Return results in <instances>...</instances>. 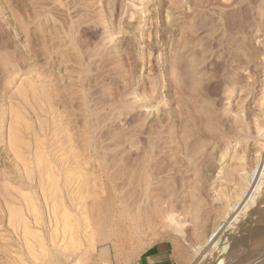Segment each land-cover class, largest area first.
<instances>
[{
  "label": "rangeland",
  "instance_id": "obj_1",
  "mask_svg": "<svg viewBox=\"0 0 264 264\" xmlns=\"http://www.w3.org/2000/svg\"><path fill=\"white\" fill-rule=\"evenodd\" d=\"M9 57L17 75L11 85L5 65ZM30 70L29 80L20 84ZM29 84L51 92L59 109L57 121L49 104L41 103L43 93L37 99L28 92ZM1 116L6 121L0 138V179L6 176L0 191V264H138L158 244L171 248L176 264H195V251L179 233L164 222L140 231L139 214L127 224L121 245L115 214L119 205L128 214L133 202L151 196L159 211L176 209L196 246L205 244L223 223L229 195L223 191L231 190L228 199L235 200V192L246 184L243 176L264 157V0H0ZM12 134L18 135L15 144ZM67 153L76 154L72 156L77 160L71 156L75 163ZM34 154L45 157L47 164L40 159L42 165L50 164L51 170L55 166V181L49 177L54 182H37L33 165L40 157ZM231 167L243 172L236 177ZM27 172L37 179L27 180ZM146 177L151 187L142 182ZM79 179H86L85 187ZM22 187L27 193L35 191L34 198L22 197ZM34 207L42 218L36 231L45 245H35L31 258L18 220ZM67 214L80 223L76 248L59 243ZM248 215L225 229L229 234L223 231L220 247L223 240L244 237ZM205 248L210 250L207 255L212 252V264H219V258L227 264L220 248Z\"/></svg>",
  "mask_w": 264,
  "mask_h": 264
},
{
  "label": "bare ground",
  "instance_id": "obj_2",
  "mask_svg": "<svg viewBox=\"0 0 264 264\" xmlns=\"http://www.w3.org/2000/svg\"><path fill=\"white\" fill-rule=\"evenodd\" d=\"M54 3V2H53ZM55 4V3H54ZM56 5V4H55ZM46 16V15H45ZM48 18V17H47ZM65 30H67L66 28H65ZM74 42V41H73ZM64 44V43H63ZM63 44H62V46H63ZM67 44V43H66ZM81 46V45H80ZM63 47H66V46H63ZM82 47V46H81ZM72 48V47H71ZM78 48V47H77ZM87 48V47H86ZM91 48V47H90ZM90 48H89V50H90ZM61 49V48H60ZM63 52V51H62ZM90 52V51H89ZM68 54H70L69 52H67ZM71 55V54H70ZM89 55V54H88ZM3 56V55H2ZM29 56V55H28ZM66 56V55H65ZM64 56V57H65ZM73 56H75L74 54H73ZM77 56V55H76ZM32 57V56H31ZM63 57V56H62ZM87 58V57H86ZM89 59V58H88ZM8 62H6V67H7V71H8V73L10 74V77L9 78H11L10 79V84L9 85H11V84H13L14 82H15V78H17L16 76V69H15V67H14V65L10 62V57L8 58ZM64 60H65V58H64ZM4 61H6V60H4ZM26 61V60H25ZM32 61V60H31ZM66 61V60H65ZM73 61V60H72ZM81 62V61H80ZM28 63V62H27ZM78 64H80L79 62H78ZM32 66V65H31ZM36 66V65H35ZM34 66V67H35ZM71 68H72V66H71ZM15 69V70H14ZM73 70V69H72ZM71 70V71H72ZM34 70H30L27 74H28V76L26 77V76H24L23 78H21L22 79V82L20 83V84H24V83H26L28 80H29V74H31L32 72H33ZM80 71V70H79ZM73 72V71H72ZM86 72V71H85ZM84 72V73H85ZM77 73V72H76ZM80 73V72H79ZM74 74V73H73ZM65 75V74H64ZM77 76H79V75H77ZM69 77V76H68ZM73 77V76H72ZM9 78H8V80H9ZM52 78V77H51ZM56 78H57V76H56ZM59 78H60V76H59ZM72 79V78H71ZM82 80V79H81ZM31 82H32V80H31ZM29 83V82H28ZM47 83V82H46ZM35 84V83H34ZM49 84H51V83H49ZM58 84V83H57ZM8 85V86H9ZM36 85V84H35ZM29 86V89H27L28 90V92L30 91V93H33V95H35L34 97H41V95H42V93H43V96L41 97V98H43L44 99V101L43 102H41V103H44V102H46V103H48L49 104V110H50V114L53 116V119H56V118H58L57 117V114H58V111H59V109H58V107L56 106V104H54V102H52L53 101V98L54 97H52L51 96V92H49V91H47L45 88L46 87H40V86H33L32 84H29L28 85ZM50 86H53V85H50ZM18 87H20V86H18ZM22 87V86H21ZM24 87V86H23ZM70 87H71V85H70ZM81 87H82V85H81ZM49 88V87H48ZM47 88V89H48ZM73 88V87H72ZM20 88H18V90H19ZM59 89V88H58ZM57 89V90H58ZM71 89V88H70ZM50 90V89H49ZM75 90H76V88H75ZM75 90H73V91H75ZM78 90V89H77ZM55 91V90H54ZM22 92V91H21ZM23 93V92H22ZM29 93V94H30ZM55 93H56V91H55ZM25 94H27V93H25ZM54 94V93H53ZM57 94V93H56ZM24 95V94H23ZM32 95V94H31ZM81 95V94H80ZM56 96V95H55ZM82 96V95H81ZM57 97V96H56ZM26 98V97H25ZM29 98V97H28ZM35 98V99H36ZM38 99V98H37ZM36 99V100H37ZM43 99H41V101L43 100ZM59 99V98H58ZM90 99V98H89ZM93 100V99H92ZM38 102V101H37ZM80 102V101H79ZM45 103V104H46ZM63 103V102H62ZM66 103V102H65ZM58 104H60V103H58ZM67 105V104H66ZM39 106V105H38ZM42 105L40 104V107H41ZM79 106V105H78ZM85 106V105H84ZM43 107V106H42ZM79 107H81V106H79ZM48 109V108H47ZM91 109V108H90ZM85 110V109H84ZM3 111V110H2ZM81 111V110H80ZM90 111V110H89ZM61 113V112H60ZM14 114V113H13ZM71 114V113H70ZM85 113H83V115H84ZM3 115H5V114H3ZM82 115V114H81ZM80 115V116H81ZM47 117V116H46ZM13 118V117H12ZM60 118V117H59ZM66 119V118H65ZM84 119V118H83ZM12 120V119H11ZM68 120V119H67ZM5 121L6 120H4V116L2 117L1 116V118H0V138L2 137V135H3V131H5V130H3V125L5 124ZM55 121V120H54ZM56 121H57V119H56ZM55 121V122H56ZM58 123H60V121L58 122ZM63 123H65V120H64V122L62 121V125H63ZM83 123V122H82ZM14 124V123H13ZM53 124V123H52ZM61 124V123H60ZM9 125H11V127H10V130H11V128L13 127V128H15V126L13 125L12 126V122H11V124L9 123ZM18 125V124H17ZM56 125H57V123H56ZM55 125V126H56ZM67 125H68V123H67ZM54 126V125H53ZM78 126V125H77ZM59 127V126H58ZM63 127V126H62ZM80 127V126H79ZM13 128H12V130H11V132H14V130H13ZM17 128V127H16ZM61 128V127H60ZM65 127H63V130L65 131V129H64ZM72 128V127H71ZM55 130H56V128H54ZM62 129V128H61ZM61 129H59V128H57V131H59L60 132V130ZM243 129V128H242ZM41 130V129H40ZM44 130V129H43ZM63 130H61V132H60V134H61V136L63 135V136H67L68 137V135H66V134H64L65 132L63 131ZM76 130V129H75ZM81 130V129H80ZM85 130V129H84ZM54 130H52V133L54 134L56 131H54ZM239 131V130H238ZM263 131H264V129H263ZM47 132V131H46ZM74 132V131H73ZM72 132V133H73ZM18 133V132H17ZM52 133H50L51 135H53ZM58 133V132H57ZM66 133H67V131H66ZM81 133H83V131L81 132ZM234 133H235V131H234ZM11 134V133H10ZM69 134V133H68ZM71 134V133H70ZM83 134H86L87 135V133H83ZM154 134V133H153ZM14 134H12V135H10V136H13ZM55 135H57V134H55ZM55 135H53V136H55ZM237 135V134H236ZM18 136V135H17ZM17 136H13L12 137V140H13V143H14V141L15 142H18V141H16L17 140ZM58 136H60V135H58ZM153 136V135H152ZM231 136V135H230ZM70 137H71V135H70ZM153 137H155V136H153ZM229 137V136H228ZM14 138H16V140H14ZM55 138V137H54ZM59 138V137H58ZM72 138V137H71ZM71 138H69V139H71ZM91 138V137H90ZM224 138V137H223ZM4 138H2V140H3ZM52 139V138H51ZM79 139V138H78ZM81 139H83V137L81 138ZM157 139V138H156ZM234 139V138H233ZM236 139V138H235ZM10 140H11V138H10ZM20 140V139H19ZM63 140H65V139H63ZM60 141V140H59ZM58 141V142H59ZM62 141V140H61ZM60 141V142H61ZM66 141V140H65ZM64 141V142H65ZM69 141V140H68ZM84 141H86V140H84ZM91 141V140H90ZM151 141H152V139H151ZM2 142V141H1ZM19 142H21V140L19 141ZM55 142V141H54ZM57 142V143H58ZM63 142V143H64ZM67 142V141H66ZM65 142V143H66ZM89 142V141H88ZM10 143V142H9ZM64 143V144H65ZM76 143V142H75ZM91 143V142H90ZM96 143V142H95ZM225 143V142H224ZM223 143V144H224ZM10 144H12V141H11V143ZM15 144V143H14ZM17 144L18 143H16V145L15 146H17ZM62 143H60V145H61ZM63 144V147L65 146ZM69 144H70V142H69ZM78 144V143H77ZM87 144V143H86ZM57 145V144H56ZM55 145V146H56ZM59 145V144H58ZM67 145V144H66ZM71 145V144H70ZM72 145H73V143H72ZM92 145V144H91ZM90 145V146H91ZM161 145V144H160ZM12 146V145H11ZM53 146V145H52ZM98 144H97V148H98ZM163 146V145H162ZM161 146V147H162ZM24 147V146H23ZM62 147V148H63ZM66 147V146H65ZM67 147H69L68 145H67ZM72 147V152H73V146H71ZM95 147V146H94ZM57 148L58 147H56V150H57ZM96 148V149H97ZM157 148V147H156ZM19 149V148H18ZM53 149H55V148H53ZM67 149V148H66ZM66 149H64V150H66ZM71 149V148H70ZM83 149V148H82ZM158 149V148H157ZM85 150V149H84ZM95 150V149H94ZM152 150V149H151ZM59 152H60V150H58ZM63 151V150H62ZM71 151V150H70ZM78 151V150H77ZM87 151V150H86ZM85 151V152H86ZM226 151V150H225ZM51 152H53V151H51ZM58 152V153H59ZM67 152V151H66ZM65 152V153H66ZM149 152H150V150H149ZM54 153V152H53ZM61 153V152H60ZM75 153V152H74ZM74 153H67L66 154V156L68 157V154L70 155V157L69 158H71V156H72V154H74ZM88 153V152H87ZM144 153V152H143ZM152 153H153V151H152ZM156 153V152H155ZM180 153V152H179ZM221 153V152H220ZM40 154V153H39ZM83 154V153H82ZM151 154V153H150ZM150 154H149V156H150ZM173 154V153H172ZM171 154V155H172ZM74 155H76V154H74ZM148 155V154H147ZM156 155H158V154H156ZM264 155V154H263ZM34 156H36L35 158L37 159L38 158V156H37V154L35 155L34 154ZM61 156H64V155H62V153H61ZM148 156V157H149ZM176 156V155H175ZM262 156V155H261ZM40 157V156H39ZM65 157V156H64ZM63 157V158H64ZM74 157V159L75 160H77V158H75V156H72V158ZM79 157V156H78ZM80 157H82V156H80ZM139 157V156H138ZM146 157V156H145ZM239 157V156H238ZM260 157V156H259ZM34 158V159H35ZM61 158V157H60ZM59 158V159H60ZM66 158V157H65ZM71 158V159H72ZM173 158V157H172ZM261 158V157H260ZM43 160V161H45L46 162V164H47V161H46V159H45V157L44 158H39V162H38V160L36 161V163L34 162V164L35 165H33V169L34 170H36V172L39 174L38 176V179H39V181H38V179L33 175L32 177H29L31 174H34L32 171H31V169H30V167H29V171L30 172H32L31 174H29L28 172L26 173V174H24L25 175V178L26 177H29V178H33V177H35L36 179H37V182H44V181H46V182H50L48 179H50L51 177H52V175H53V177H52V179L54 180V179H56V175L54 174V172L56 173V171H54V172H52L53 171V168H55V166L52 168V170L50 169V164L48 165V166H45V165H42V163L43 162H41V160ZM45 159V160H44ZM58 159V160H59ZM143 159V158H142ZM149 159V158H148ZM155 159V158H154ZM177 159V158H176ZM57 160V159H56ZM61 160V159H60ZM64 160V159H63ZM73 160V159H72ZM75 160H73V162L75 161ZM79 160V159H78ZM86 160H87V157H86ZM145 161H148L147 159H144ZM150 160V159H149ZM162 160V159H161ZM173 160V159H172ZM241 160V159H240ZM49 162H50V160H48ZM62 161V160H61ZM167 161V160H166ZM166 161H165V163H166ZM170 161H171V159H170ZM174 161H175V159H174ZM24 162H26V161H24ZM23 162V163H24ZM58 162H60V161H58ZM67 162H68V160H67ZM142 162V164L141 165H143V161H141ZM149 162V161H148ZM147 162V163H148ZM172 162V161H171ZM28 163H31V161L30 162H28ZM52 163V162H51ZM66 163V162H65ZM75 163V162H74ZM79 163V162H78ZM77 162H76V164H78ZM87 163H88V161H87ZM140 163V162H139ZM170 163V162H169ZM168 163V164H169ZM243 163V162H242ZM33 164V163H32ZM44 164V163H43ZM67 164V163H66ZM75 164V165H76ZM85 164V163H84ZM150 164H151V162H150ZM229 164V163H228ZM240 164V163H239ZM23 165V164H22ZM61 165V164H60ZM69 165H70V163H69ZM73 165V164H72ZM79 165V164H78ZM77 165V166H78ZM137 165H138V167H139V165L140 164H138L137 163ZM167 165V164H166ZM173 165V164H172ZM256 166H255V168H254V170L253 171H251V173L249 172H247V174H245V171H244V174H245V176H243V177H245L244 178V182L246 181V184H244V186H242V188L244 187V189H243V191L241 192L240 191V189H238L239 190V193H237V192H235V194H237V196L236 195H234V197L233 198H235V200H232V199H228V196L232 193L231 192V190L229 191V192H226L227 190H225V191H223V193L225 192V194L226 193H229V195L228 196H226V203H224L225 205H226V208H225V211L222 209V211H224V221H223V223H221L216 229H215V231L214 232H212V234L207 238V240H206V238L204 239V240H206V242H205V244L203 243V244H198L197 246L195 245V244H192L191 243V241H190V237H189V231H188V228L189 227H187V225L188 224H186V222L185 221H181V219H179L177 216H176V209L174 210V209H172L171 207L169 208V206H168V208L167 209H165V211L163 212L161 209H160V211L158 210V206H159V204H156L157 202V200H155L154 202L152 201V199H151V194L149 195L150 197H147V196H144V197H146L145 199H146V201H136V202H133V204H131V208H130V206H129V208H130V213H128L127 214V212L125 211V208L123 207V206H121L120 207V205H119V207L117 208V211H116V214H115V227H116V231H115V236L117 237V239L119 240V241H121L122 242V244L121 245H123V243L125 242V236H126V234H127V232H125V229L128 227V226H130V225H127L128 223H129V221L132 219V216H134V215H137V214H139L140 215V221H138L137 223H138V228H139V230L141 231L142 229H144V228H146L147 227V229L149 228V227H151L152 225H162V223L164 222L165 223V225H169V226H171L170 228H173L174 229V231L176 232V233H179L181 236L180 237H182L183 238V240L186 242V243H188V247H191V248H193L192 250H194L195 251V253L193 252L192 254L195 256V257H197V259H196V263L195 264H197V263H200L201 261V264H212L211 262H212V260H210L209 258H208V255L210 254V253H212V252H210L208 255H207V251H210V250H208V248H205V246H208L210 249L212 248H214V249H217V250H219V248H220V254H224L225 255V258H226V260L228 261L227 262V264H262V262H260V263H258L262 258H264L263 256V254H264V207H261V205H264V195H261L262 194V190L264 189V157H263V159L260 161H258V163L257 164H255ZM29 166H31V164L29 165ZM43 166L44 167H47L46 168V170L48 171L47 173V175L44 173V169H42L43 168ZM66 166V165H65ZM71 166V165H70ZM145 166V165H144ZM148 166V165H147ZM164 166H165V164H164ZM236 166V165H235ZM238 167L240 166V165H237ZM32 167V166H31ZM52 167V166H51ZM73 167V166H72ZM76 167V166H75ZM74 167V168H75ZM140 167H142V166H140ZM162 167V166H161ZM173 167V166H172ZM227 167H228V165H227ZM226 167V168H227ZM67 168V167H66ZM82 168V167H81ZM156 168V167H155ZM154 168V169H155ZM165 168V167H164ZM169 168V167H168ZM175 168V167H174ZM232 168V167H231ZM239 168H241V166L239 167ZM238 168V169H239ZM242 168H243V166H242ZM27 170H28V168H26ZM25 168H24V171L26 172L27 170H26ZM32 169V170H33ZM70 169V168H69ZM75 169H77V168H75ZM75 169H73L75 172H77ZM80 169V168H79ZM139 169V168H138ZM137 169V170H138ZM141 169V168H140ZM139 169V170H140ZM143 169V168H142ZM148 169V168H147ZM163 169V168H162ZM233 170L235 169V168H232ZM55 170V169H54ZM71 170V169H70ZM69 170V171H70ZM78 170V169H77ZM82 170V169H81ZM144 170V169H143ZM231 170V169H230ZM236 170H237V167H236ZM236 170H234V171H236ZM67 171H68V168H67ZM66 170H65V172H67ZM80 171V170H79ZM78 171V172H79ZM145 171H147V170H145ZM162 171V170H161ZM169 171V170H168ZM227 172H228V170H226ZM233 171V175L234 176H236L237 174L240 176V174H241V172H243V171H241V170H237L236 171V174H235V172ZM4 172V171H3ZM64 171L62 172V173H65ZM75 172H73V173H75ZM81 172V171H80ZM140 172H142V171H139V173ZM148 172H149V170H148ZM165 172V171H164ZM163 172V173H164ZM220 172H221V170H220ZM69 173H72L71 171L70 172H68V174L66 173V175H70ZM150 173H151V171H150ZM154 173H156L155 171H154ZM152 174L153 176L155 175L156 176V174ZM167 173V172H166ZM225 173V172H224ZM3 174H5V172L3 173ZM3 174H2V176H3ZM28 174V176H26ZM79 174V173H78ZM77 173H76V175L77 176H79ZM136 174H138V173H136ZM161 174H162V172H161ZM161 174H159L158 173V175L159 176H161ZM226 174V173H225ZM224 174V175H225ZM23 175V174H22ZM21 175V177H20V179L24 176H22ZM36 175V174H35ZM65 175V176H66ZM145 175H147V173L145 174ZM149 175V174H148ZM148 175H147V177H148ZM152 175H150L149 177H151L152 178ZM230 175V174H229ZM232 175V174H231ZM1 176V177H2ZM6 176V174L3 176V177H5ZM48 176V178H46ZM62 176H63V174H62ZM80 176H82V174L80 175ZM83 176H84V173H83ZM82 176V177H83ZM141 176V178H142V174L140 175ZM140 176H138V178L140 177ZM154 176V177H155ZM210 176V175H209ZM226 176H228V174L226 175ZM233 176V177H234ZM238 176V177H239ZM242 176V175H241ZM2 177V179H0V191H4V190H2V189H5V187L3 188L2 187V185H4V179L5 178H3ZM8 177V176H7ZM50 177V178H49ZM57 177L59 178V175L57 174ZM67 177H69V176H67ZM67 177L65 178V181L67 182ZM82 177H75V178H82ZM135 177H137V176H135ZM145 177V176H144ZM145 178V179H143L142 180V182L144 183V185H145V187L147 186V185H150L149 183H150V179H148V178ZM215 177V176H214ZM237 177V176H236ZM235 177V178H236ZM28 178V179H29ZM57 178V179H58ZM84 178H86V177H84ZM133 178H134V176H133ZM137 178V179H138ZM141 178H140V181H141ZM228 178H230V177H228ZM10 179V178H9ZM12 179V178H11ZM9 180V184L10 183H12L13 181L12 180ZM23 179H24V177L21 179L22 180V182H23ZM27 179V178H26ZM27 179V180H28ZM52 179H50V180H52ZM80 179H79V181L78 182H80ZM155 179V178H154ZM208 179V178H207ZM211 179V178H210ZM213 179V178H212ZM239 179H241L240 177H239ZM237 180L238 182L240 181V180ZM7 180V179H6ZM21 180H18V181H21ZM27 180H25V181H27ZM30 180V179H29ZM34 180V179H33ZM52 180V181H53ZM83 180V179H82ZM87 180H89L88 178H87ZM221 180V179H220ZM55 181V180H54ZM53 181V182H54ZM69 181H70V179H69ZM68 181V182H69ZM139 181V180H138ZM154 181V180H153ZM214 181V180H213ZM242 181V182H241ZM241 183H243V178L241 179ZM6 182V181H5ZM15 182V181H14ZM30 182V181H29ZM66 182H64V184L66 183ZM71 182H72V179H71ZM86 183V179L84 180V181H81L80 182V185L82 184V183ZM231 182V181H230ZM235 182H236V180H235ZM237 182V183H238ZM7 183V182H6ZM7 183V184H8ZM34 183V182H33ZM33 183H30L31 185L33 184ZM55 183H58V182H55ZM85 183H84V187H85ZM88 183V182H87ZM135 183H136V180H135ZM141 183V182H140ZM143 183H141V184H143ZM213 183H215V182H213ZM237 183H236V185H237ZM240 183V184H241ZM7 184H5L6 185V188L8 187V185ZM18 185V182L17 183H15V185ZM24 184H25V182H24ZM24 184H22L21 183V186H24ZM30 184H29V186H30ZM42 185H43V183H41ZM40 184V185H41ZM59 184V183H58ZM63 184V185H64ZM69 184H71V183H69ZM68 184V185H69ZM19 185H20V182H19ZM25 185H27V184H25ZM42 185H41V187H42ZM55 185V184H54ZM57 185V184H56ZM55 185V186H56ZM67 185V186H68ZM83 185V184H82ZM228 185V184H227ZM232 185V184H231ZM241 185H243V184H241ZM240 185V186H241ZM29 186H27V188L29 187ZM65 186V185H64ZM141 186V185H140ZM143 186V185H142ZM19 187V186H18ZM66 187V186H65ZM150 187H151V185H150ZM229 187V186H228ZM31 188V187H30ZM80 188H83V187H80ZM147 188V187H146ZM145 188V189H146ZM149 188V187H148ZM236 188V187H235ZM234 188V189H235ZM238 188V187H237ZM8 189H10V187L8 188ZM25 188H23L22 187V190H24ZM29 189V188H28ZM27 189V190H28ZM33 189V188H32ZM57 189H58V187H57ZM56 189V190H57ZM78 189V188H77ZM144 189V188H143ZM222 189V188H221ZM221 189H219V190H221ZM226 189H227V187H226ZM231 189V188H230ZM7 190V189H6ZM78 190H80V189H78ZM83 190V189H82ZM224 190V189H223ZM232 190H233V188H232ZM237 190V189H236ZM15 191V190H14ZM18 191V190H17ZM24 191H26V189L24 190ZM31 191V193L28 191V193H27V191L25 192V194L24 193H21V196L23 197V196H25V197H33L34 195H32V194H35L34 192H33V190H30ZM81 191V190H80ZM143 191V190H142ZM234 191L235 190H233V194H234ZM59 192H60V190H59ZM144 192V191H143ZM148 192V191H147ZM146 192V193H147ZM218 192V191H217ZM231 192V193H230ZM241 192V193H240ZM27 193V194H26ZM23 194V195H22ZM78 194V193H77ZM80 194V193H79ZM82 194V193H81ZM137 194V193H136ZM139 194V193H138ZM145 194V193H144ZM153 194V193H152ZM12 195V194H11ZM20 195V194H19ZM74 195H75V193H74ZM81 196V195H80ZM139 196V195H138ZM140 196H142L141 194H140ZM140 196H139V198L138 199H140ZM153 196V195H152ZM217 197H218V195H216ZM219 196H220V194H219ZM236 196V197H235ZM21 197V199H23ZM24 197V198H25ZM143 197V198H144ZM29 198H26V200L27 199H29ZM34 198V197H33ZM122 197H119V199H121ZM155 198V197H154ZM153 198V199H154ZM221 198H225V197H222L221 196ZM230 198V197H229ZM232 198V197H231ZM123 199V198H122ZM125 199V198H124ZM135 199H137V198H135ZM218 199H220V198H218ZM30 200V199H29ZM33 200V199H32ZM129 200V199H128ZM143 200V199H142ZM31 201V200H30ZM120 201V200H119ZM161 201V200H160ZM174 201V200H173ZM222 201V200H221ZM223 201H224V199H223ZM223 201H222V203H223ZM233 201V202H232ZM124 202V201H123ZM170 202V201H169ZM213 202H215V201H213ZM220 202V201H219ZM163 203V202H162ZM162 203H160V206H161V204ZM164 203H165V201H164ZM178 203H179V200H178ZM218 203V202H217ZM127 204V203H126ZM221 204V203H220ZM34 205V204H33ZM163 205H165V204H163ZM167 205V204H166ZM216 205V204H215ZM225 205H223V206H225ZM124 206H125V203H124ZM221 206H222V204H221ZM29 207H31V206H29ZM173 207H175L174 205H173ZM178 207V206H177ZM36 207H34L33 209H32V211L31 212H28V213H25V214H20V216H19V220H18V222H19V227H20V231H21V233H22V235H21V240L23 241V243H24V246L26 247V249H27V256H29V257H31V258H33V256H34V248H35V245H45V240H44V238H42L38 233V231H36L37 230V225H39V222H41L42 221V218H41V216L39 215V214H37V211H36V209H35ZM162 208H163V206H162ZM214 208H217V206L216 207H214ZM26 209H28V208H26ZM128 209V207L126 208V210ZM164 209V208H163ZM220 209V208H219ZM129 210V209H128ZM159 211V212H161V213H156V211ZM178 210H179V208L177 209V212H178ZM204 210V209H203ZM206 210V209H205ZM208 210V209H207ZM219 211V210H218ZM36 212V213H35ZM185 212V211H184ZM211 212V211H210ZM206 213V212H205ZM218 213V212H217ZM178 214H179V212H178ZM184 214V213H183ZM214 214H216V213H214ZM222 214V213H221ZM249 214L250 216H251V219L249 220V218H248V221H247V223H246V225H245V230L243 229V227H242V229H240V230H244L243 232H246V236L244 235V237L243 238H241V239H239V240H233V242H232V240L230 241V242H232L231 243V245H230V242L229 241H224L223 240V242L225 243L224 244V246H223V243H222V246L223 247H220V242H221V240H222V238H221V234L223 233V231L225 230V229H227V228H229V227H231V226H233L234 225V227H235V223H236V221H238L239 219H241L243 216H246V218H247V215ZM68 216H67V219H66V222L64 223V225H63V233L62 234H64V236H62L63 237V240L62 241H60L59 243H61V245L64 247V246H66V247H75L77 244H78V241L79 240H77V239H75V237H76V234H77V230H79L81 227H80V223H79V220H77V218H74V217H72V216H70L69 214H67ZM139 215H138V217H139ZM248 215V216H249ZM220 216V215H219ZM218 216V217H219ZM217 217V216H216ZM217 217V218H218ZM187 218V217H186ZM221 218V217H220ZM49 219V218H48ZM133 219H134V217H133ZM138 219V218H137ZM215 219V218H214ZM135 220V219H134ZM184 220H186V219H184ZM215 220H217V219H215ZM214 220V221H215ZM222 220V219H221ZM133 221V220H132ZM131 221V222H132ZM136 221V220H135ZM187 221V220H186ZM47 222V221H46ZM45 222V223H46ZM130 222V223H131ZM48 223V222H47ZM240 223V222H239ZM41 224V223H40ZM43 225V224H42ZM88 225V224H87ZM237 225V224H236ZM241 225H242V223H241ZM82 226V225H81ZM86 226V225H85ZM167 226H165V228H166ZM86 228V227H85ZM168 228V227H167ZM228 230V229H227ZM139 231V232H140ZM233 231V230H232ZM224 232H226V233H228V231H224ZM235 232V231H234ZM76 233V234H75ZM138 233V232H137ZM142 233V232H141ZM145 233V232H144ZM199 233V232H198ZM68 234V235H67ZM229 234V233H228ZM236 234V233H235ZM136 235V234H135ZM139 235V234H138ZM142 235H144V234H142ZM223 235H225V234H223ZM232 235V234H231ZM234 235V234H233ZM229 236V235H228ZM179 237V236H178ZM223 237V236H222ZM102 238H103V240L104 241H106V240H108V233H103L102 234ZM181 238V239H182ZM192 238V237H191ZM194 238V237H193ZM203 238V237H202ZM225 238H227L226 236H225ZM224 238V239H225ZM193 240V239H192ZM203 240V241H204ZM197 241V240H196ZM198 242H199V240H198ZM202 242V241H201ZM79 243H80V241H79ZM79 245V244H78ZM120 245V244H119ZM196 246V247H195ZM76 248V247H75ZM190 249V248H189ZM103 251V250H102ZM214 251V250H213ZM188 252V251H187ZM191 253V252H190ZM190 253H188V254H190ZM262 253V254H261ZM103 254H106L105 253V251H103ZM191 254V256H193ZM217 254V253H216ZM219 255V254H218ZM223 255V256H224ZM93 256V255H92ZM195 257H194V259H195ZM191 258V257H190ZM185 259V258H184ZM193 259V260H194ZM215 258H213V260H214ZM220 259V263L219 264H224L225 262H223L224 261V259H222V258H219ZM219 259H217V260H219ZM237 260V261H236ZM192 261V260H191ZM236 261V262H235ZM262 261V260H261ZM79 262V261H78ZM188 262H189V260H188ZM216 262V261H215ZM264 262V261H263ZM63 263H66V262H63ZM193 263H194V261H193ZM62 264V263H61ZM74 264H77V263H74ZM183 264V263H182ZM264 264V263H263Z\"/></svg>",
  "mask_w": 264,
  "mask_h": 264
},
{
  "label": "crops",
  "instance_id": "obj_3",
  "mask_svg": "<svg viewBox=\"0 0 264 264\" xmlns=\"http://www.w3.org/2000/svg\"><path fill=\"white\" fill-rule=\"evenodd\" d=\"M138 264H176V262L171 248L166 244H158L151 247Z\"/></svg>",
  "mask_w": 264,
  "mask_h": 264
}]
</instances>
